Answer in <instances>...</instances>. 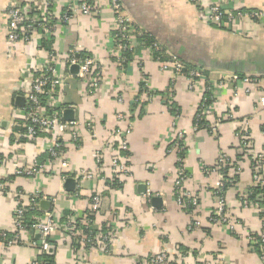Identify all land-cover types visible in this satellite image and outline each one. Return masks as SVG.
<instances>
[{"label":"crops","instance_id":"obj_1","mask_svg":"<svg viewBox=\"0 0 264 264\" xmlns=\"http://www.w3.org/2000/svg\"><path fill=\"white\" fill-rule=\"evenodd\" d=\"M14 1L29 4L31 16L51 3L56 16V35L48 43L66 82L62 90L67 106L64 118H75L83 129L80 146L67 151L70 176L82 170L96 172L95 151L116 132L126 133L129 129L127 123L117 119L118 112L130 116L132 131L127 136L130 175L121 178L119 185L110 180L113 176L108 153L104 157L103 175L81 181L80 187L76 184L73 189L62 181L56 166L49 174L34 179H12L15 164H28L46 157L51 143L47 135L36 143L26 142L22 136L25 119L21 98L49 52L41 49L43 40L39 34L28 44L9 40L7 11ZM212 1L227 2L204 0V3ZM91 2L101 7L99 17L81 14L72 23L64 24L61 17L65 9L79 4L80 0H0V156L3 160L0 181L6 178L10 181L8 193L0 191V233L13 231L18 207L16 194L22 190L56 198L54 205L39 206L43 210L40 216L45 211H53L60 217L61 225L72 215L79 221L89 219L95 231L105 233L115 228L113 237L108 245L97 244L88 252L84 248L78 252L60 230L51 239L53 248L49 254L53 258L47 262L44 254L31 245L40 238L39 234L27 231L24 244L7 248L0 242V264H31L35 260L44 264H77L79 257L91 264H149V259L159 253L169 255L175 264H264L245 238L248 233L261 231L259 214L240 208L237 198L238 191L252 185L249 164L239 162L243 169L240 189L231 188L226 194L233 218L239 222L235 233L209 221L208 216L218 204L214 196L218 177L214 172H204L215 166L222 150L236 159L239 144L234 132L242 123H249L254 149L264 148V112L259 104L260 97H264V25L246 22L242 31L236 33L227 26L208 22L189 0H121L125 12L143 33L153 37L184 64L202 69L212 84L231 74L261 77L260 87L254 94L245 93L246 87L241 82L228 83L219 89L211 120L226 116L230 121H225L216 134L207 130L193 132L199 95L188 91L184 79H173L172 73L161 72L159 64L140 42L134 47L139 59L121 74L108 53L113 47L114 16L105 0ZM236 7L264 10V0H238ZM75 46L80 53L95 57L105 69V83L93 95L84 94L85 87L77 69L66 63L70 49ZM144 79L161 94L171 86L175 90V101L181 108L180 129L187 132L189 152L186 159L189 179L184 187L200 199L196 213L186 212L175 203L177 158L168 152L173 134L171 112L159 98L150 105L132 104ZM119 95L124 99L122 104L117 101ZM87 122L92 124L91 132L86 128ZM95 195L102 199L98 214L89 211L90 199ZM195 222L199 225L193 227Z\"/></svg>","mask_w":264,"mask_h":264},{"label":"built area","instance_id":"obj_2","mask_svg":"<svg viewBox=\"0 0 264 264\" xmlns=\"http://www.w3.org/2000/svg\"><path fill=\"white\" fill-rule=\"evenodd\" d=\"M105 1L114 16V28L111 33L113 47L108 50V53L117 64L121 74L126 73L127 69L139 59L135 52H132L130 58H127V53L134 49L138 41L142 42L146 52L159 64L161 72L172 73L173 79H184L188 91L196 92L199 95L200 100L195 116L196 114L201 115L204 120L208 121V129H210L208 132L213 134L219 132L221 125L227 119L226 116H222L216 117L213 121L211 120L213 106L219 89L228 83L236 84L238 82L245 85V93L247 94H254L259 89L261 77L255 75L241 77L237 74H231L222 78L217 84H212L209 78L199 69L192 70L189 76L184 75L185 64L175 54L167 51L159 42H154L150 45L146 44V40H144L146 34L138 28L133 19L125 12L121 0ZM189 1L208 22L227 26V28L236 33L242 31V26L246 22L264 25V10L239 9L236 7L238 0H226V4L220 1H212L209 4H205L204 0ZM49 4L51 5V3ZM50 5L43 10L40 9L39 13L31 16L29 14L31 10L29 4L12 2L7 11L9 40L13 43L28 44L33 40L35 34H39L43 40L41 49L47 50L44 43L51 42L57 30L56 16ZM101 13V7L91 2V0H80L79 4L74 3L65 9L61 20L64 24H70L81 14L99 17ZM76 47L70 49L66 63L71 68L73 66L79 67L77 75L85 87L84 94L93 95L105 83V69L95 57L80 53ZM47 51L49 52L48 59L33 75L31 86L23 97L25 100L23 107L25 131L22 136L26 139V142L36 143L45 138L42 135H47L51 143L47 148L45 158L36 159L28 164H15L13 168L14 178L34 179L41 175L49 174L54 169L53 166H56L59 169L62 181L72 180L75 182V186L79 185L80 187L81 181L93 180L99 177L100 174L103 175L106 168L104 157L108 153L111 156L110 171L113 176L110 180H112V183L116 181L115 184L119 185L121 178H127L130 175L129 146L127 141V136L132 131L130 116L128 113L118 112L117 119L127 123L129 129L126 133L116 132L111 139H108L102 144L101 148L95 151L94 157L98 170L96 172L82 170L70 176L71 161L67 151L80 146L83 129L81 123L75 118H64L67 106L63 100L62 90L66 82L59 69V62L55 52ZM172 88L171 86L163 95L159 96V92L152 88L151 82L144 79L138 93L135 94L132 104L150 105L159 98L163 106L168 110H172L173 104L176 103L175 90ZM209 92L212 93L211 98L214 100L210 105L207 104ZM117 101L122 104L124 99L119 95ZM259 104L264 112V97H260ZM180 121L181 114L174 113L172 122L173 134L168 149V152L177 158L173 194L176 205L182 210L193 214L197 212L201 202L197 194L184 187L189 179L186 172V159L189 152L186 140L187 132L180 129ZM86 128L91 132L92 124L87 122ZM199 128L200 125L198 123L193 124L192 131L199 132L201 131ZM262 135L264 136V126ZM234 137L238 141L240 150L244 149V152H246L247 158L245 162L249 164L252 174V185L246 190L238 191L239 206L243 210H255L259 214L262 229L258 235L259 241L252 235L254 233L246 234V238L251 245L258 244L263 254L261 259L264 260V206H259V204L249 200L252 195L250 188H264V148L262 150L254 149V140L248 122L242 123L238 127L234 132ZM234 162L235 159L230 152L222 150L215 166L212 169H205L204 172L206 174L214 172L218 177L214 190V196L217 198L218 204L213 213L208 216L209 221L213 225L227 227L231 232L235 233L239 222L233 218L232 209L226 197L223 198L218 195L225 189L226 184H229L233 189H240L239 181L243 169L240 163L235 164ZM2 164L3 160L0 156V165ZM227 168H229L228 171ZM9 182V178L0 181V191L4 194L8 193ZM16 200L18 207L14 214L13 231L0 233V242L7 248L24 244L26 242L24 233L27 231H34L39 234L40 238L31 242V245L36 247L41 254H49L52 251L51 239L60 230L69 238L71 246L76 244L80 250L84 248L85 252H88L97 244L108 245L111 242L115 228L105 233L100 232V230L95 231L92 225L93 221L87 219L79 222L74 215L69 216L64 225H61L60 217L53 211H45V214L43 213L44 216H35L32 218V222H28L29 218L27 219L26 215L29 211H43L39 206L44 202L54 205L56 198L45 196L39 192L27 194L19 190L16 194ZM90 201L91 207L89 211L98 214L102 203L101 197L95 195ZM195 225L198 226L199 222H195L193 227ZM79 260L77 264H91L83 258L79 257ZM31 264L43 263L40 260H35ZM149 264H175V262L166 253H159L149 259Z\"/></svg>","mask_w":264,"mask_h":264},{"label":"trees","instance_id":"obj_3","mask_svg":"<svg viewBox=\"0 0 264 264\" xmlns=\"http://www.w3.org/2000/svg\"><path fill=\"white\" fill-rule=\"evenodd\" d=\"M144 40H146L145 42H146V44H148V45H150V44H152V43H154V42H157L153 37H151V36H149V35H146L145 36V38H144ZM138 42H140V41H138ZM141 44H142V42H140ZM44 45H45V47H46V49L47 50H50V51H52V49H51V45H50V43H44ZM145 47V46H144ZM132 52H136V51H134V49L131 51V52H129V53H127V58H130L131 57V55H132ZM180 61H182L181 59H180ZM185 71H184V75H186V76H189V73L192 71V70H196V69H199L205 76H207V73L206 72H204L202 69H200V68H195L194 66H191V65H188V64H185ZM241 77H242V75H240ZM173 89V88H172ZM164 94V93H163ZM163 94H161V93H158V95L160 96V95H163ZM208 101H207V104L208 105H210V104H212L213 102H214V100L211 98V96H212V93H208ZM170 112H171V114H172V116H173V114L174 113H178V114H181V108L177 105V103H174L173 104V108H172V110H169ZM225 121H230V118L229 119H226ZM224 121V122H225ZM199 124L200 125V130H210V129H208L209 128V124H208V121L207 120H204V118H202V116L201 115H197L196 114V116H195V118H194V124ZM42 136H44V135H42ZM24 139V138H23ZM24 140H26V139H24ZM239 149H238V152H237V155H236V159H235V164L236 163H239V162H241V161H244L245 162V160H246V158H247V155L245 154L246 152H244V149L243 150H240V147H238ZM240 150V151H239ZM244 152V153H243ZM43 158H45V157H42L41 159H43ZM228 169L229 168H227V171H228ZM14 177H12V179H13ZM228 179V178H227ZM116 183V181L114 182V184ZM231 187H230V185L229 184H226V187H225V189H223L222 190V192L221 193H219L218 195L219 196H221V197H226V194H227V192L229 191V189H230ZM250 191L252 192V195L250 196V201H252V202H254L255 204H259V206H264V188H262V189H260V188H255V187H253V188H250ZM35 214V216H39V215H41V212L38 210V211H36V212H32V211H29L28 213H27V215H26V217H27V219H28V222H32L33 221V217H35V216H33L32 217V215H34ZM90 216V218H92L93 219V216L91 215V214H89ZM31 216V217H30ZM80 222V221H79ZM78 222V223H79ZM261 231H262V229H261ZM261 231H259V232H257V233H254V234H252L253 236H254V238L257 240V241H259V237H258V235L260 234V232ZM245 238H246V236H245ZM247 239V238H246ZM249 242V241H248ZM249 244H250V242H249ZM251 246H253V248H254V250L256 251V253L260 256V258L262 257V250L261 249H259L260 247L258 246V244H255V245H251ZM72 248L73 249H75V251L77 250H80V248H79V246L78 245H76V244H73L72 245ZM43 258L45 259V260H47V262H50V260L53 258L50 254H44V256H43ZM44 264V263H43Z\"/></svg>","mask_w":264,"mask_h":264},{"label":"water","instance_id":"obj_4","mask_svg":"<svg viewBox=\"0 0 264 264\" xmlns=\"http://www.w3.org/2000/svg\"><path fill=\"white\" fill-rule=\"evenodd\" d=\"M72 68H76L77 69V73H78V69H79V67L78 66H73ZM24 102H25V100H24V98H21V106H24ZM75 186V182L74 181H72V180H69V181H67V187L68 188H70V189H73V187ZM157 199H155V201H156ZM157 202V201H156ZM42 205L44 206V207H47V205H49V203L48 202H44V203H42Z\"/></svg>","mask_w":264,"mask_h":264}]
</instances>
